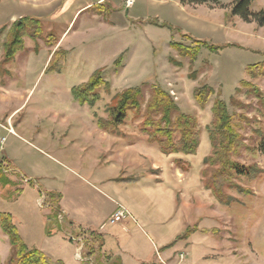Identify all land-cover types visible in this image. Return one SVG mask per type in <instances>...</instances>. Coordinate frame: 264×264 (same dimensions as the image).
<instances>
[{
    "label": "rangeland",
    "instance_id": "rangeland-1",
    "mask_svg": "<svg viewBox=\"0 0 264 264\" xmlns=\"http://www.w3.org/2000/svg\"><path fill=\"white\" fill-rule=\"evenodd\" d=\"M129 1H133L131 6L128 0H109L99 6L102 16L110 20L107 28L81 23L71 26L62 47L68 52L67 60L59 73L49 70L39 77L47 53L42 47L33 52L37 44L30 38L27 45L31 49L19 52L2 68L9 73L0 72V87L11 103L0 104V169L17 185L0 187V213L12 215L24 242L39 249L48 236L45 194L49 191L65 194L69 201L77 197L95 203L103 218L119 202L130 210V218L100 229L105 230L106 248L115 253L120 244L133 239V247L138 248L134 257L149 262L264 264V180L241 178L238 183L252 194L229 191L237 201L225 206L205 189L202 176L204 159L212 150L208 136L212 107L219 97L231 113L241 112L233 98L249 107L244 112L254 122L243 133L248 151L243 150L238 160L264 169V118L257 100L246 89L238 92L241 82L248 79L247 67L264 62L263 27L228 17L234 0H219L221 6L189 7L187 12L177 0ZM263 9L264 0L252 6L254 12ZM9 16L0 14V25ZM199 21L203 26L198 28ZM7 25L0 34V62L3 42L12 28ZM68 26L46 27L44 32L59 37ZM185 36L206 45L195 61L181 57L170 46L191 47L192 41ZM98 70H103L111 92L102 93L94 106H82L74 100L72 89L87 83ZM23 71L33 72L24 76ZM256 83L264 93V81ZM205 85L212 87L215 95L202 109L194 99V90ZM153 87L170 93L182 113L197 117L202 137L195 155L162 154L141 134L142 121L132 118L120 128L122 136L108 134L101 139L98 120L107 119L106 108L112 98L126 89L142 88L148 100ZM16 108L19 110L10 116ZM127 144L133 147L127 149ZM126 150L131 152L124 164L119 154ZM176 160L183 161L181 167ZM154 163L161 166L155 174L151 170ZM173 167L181 173H175ZM17 188L23 190L12 198ZM77 227L84 230L85 237L78 238L85 242L93 230ZM8 239L0 229V264L10 255ZM168 249L172 257L166 260L163 253ZM107 256L111 255L100 254L97 263L88 259L92 264H121ZM122 257L126 260L130 255Z\"/></svg>",
    "mask_w": 264,
    "mask_h": 264
},
{
    "label": "trees",
    "instance_id": "trees-1",
    "mask_svg": "<svg viewBox=\"0 0 264 264\" xmlns=\"http://www.w3.org/2000/svg\"><path fill=\"white\" fill-rule=\"evenodd\" d=\"M182 6L215 5L221 6L219 0H177ZM258 0H234L230 6L228 17H238L247 23H256L264 27V9L259 12L252 10L253 4ZM4 30V29H3ZM2 30V31H3ZM0 31V34L3 33ZM44 26L39 20L24 18L15 23L4 43V56L0 62V72L5 75L7 69H2L15 60L19 52L26 50V37L37 43L34 52L40 51L39 40H43L48 48H55L59 39L53 32L45 34ZM191 47H185L179 43H171L170 46L183 58L195 61L204 45L201 41L192 40ZM217 51L214 47H209ZM67 60V53L57 50L49 65V70L60 72ZM178 67L181 63L171 60ZM119 60L116 61V64ZM248 79L243 80L238 92L246 89L250 96L257 100L260 108L259 114L264 118V93L256 83L264 81V62L251 65L246 69ZM195 79V77H192ZM111 86L104 78L103 70L96 71L90 80L72 89V96L80 105H96L102 93H110ZM215 91L212 87L205 85L194 90L196 103L204 109ZM233 103L241 109V112L231 113L228 105L219 98L214 101L212 107L213 121L208 129V136L211 144V154L204 159L205 169L202 171L203 185L210 191L216 200L225 206H230L237 199L228 194L235 191L239 194H252L250 189L242 187L238 180L247 178L250 180H264V169L258 164L244 165L238 158L242 151H248V145L243 135L244 131L253 125L251 119L244 110L249 107L232 99ZM107 119H99L98 127L101 131L114 136H122L120 128L127 124L132 118L141 120L140 132L147 138L148 144L155 145L164 155L182 154L185 156L195 155L201 145L202 132L199 128V121L194 115H187L181 112L174 97L161 87H153L148 100L142 88H130L117 93L106 108ZM264 152V143L261 146ZM182 160H176V165L181 167ZM32 183V182H31ZM17 185L11 178L0 169V187ZM23 188H17L12 193V198H17ZM46 195L45 204L49 208L47 234L62 233L68 236L81 237L85 234L80 227L72 221L66 220L61 209L62 195L56 192H49ZM0 229L9 238L11 245L10 255L5 264H64L61 261H52L41 250L31 249L19 234L12 215L0 213ZM192 231L189 229L188 232ZM79 232L78 234H75ZM85 237V236H83ZM104 246V236L96 231H90L85 238L83 256L100 260V254ZM111 256H107L110 261Z\"/></svg>",
    "mask_w": 264,
    "mask_h": 264
},
{
    "label": "crops",
    "instance_id": "crops-1",
    "mask_svg": "<svg viewBox=\"0 0 264 264\" xmlns=\"http://www.w3.org/2000/svg\"><path fill=\"white\" fill-rule=\"evenodd\" d=\"M108 2L109 0H0V14H4V13L10 14L9 18L5 20L7 22H2V24L0 25V31H2L3 29L5 30L6 27L9 26L7 24H12L13 26L15 23L19 22L24 18L39 20L41 24L44 26V29H46L47 27V29L50 30L54 29V27H57V25H69L68 28L65 30V32L62 34V36L58 37L56 35L57 38L59 39V43L55 48H48L46 45H44L45 44L44 41L43 42L41 40L38 41L40 48L42 47V49H44L47 53L46 63L44 64L43 68L39 72H37L40 77L44 74H47V72L49 71V65L52 60L53 54L57 50L60 49L63 50L62 48L63 43L69 37L67 33L72 25H78L79 23H81V25H100L106 28L109 26L110 20L102 16V12H100V9L102 8H99V6H104ZM180 6L184 12H187V10L189 9V6H182L181 4ZM201 25L202 24L200 23V21L199 23L196 24L198 28ZM182 27L183 29L185 28L188 29L186 26H182ZM9 28H11V26ZM193 28L195 27L193 26ZM185 30L184 32L186 33L187 31ZM28 40H29L28 37L24 39L25 47L27 51L31 49V47L27 45ZM4 43L5 41L3 42V45ZM34 44L36 45L37 43L34 42ZM65 52L68 55V52L67 51ZM30 55H27V57H29ZM3 56L4 53L1 56L2 60H3ZM33 60L34 59H32V61ZM32 72L33 71H30L28 73L27 71L25 72L23 71L22 74H24L25 76V74H32ZM5 92L6 91L4 90V88L0 87V104H4L5 102L11 103V101L6 98L4 94ZM20 97L22 98V95ZM18 110L19 108H16L10 116H14ZM1 127L2 124H0V128ZM101 132H103L101 139L105 140L106 138H108V133L104 131ZM131 147H133L132 144H127L126 146L127 149H130ZM129 152L131 151L126 150L119 154V159L124 164L127 163L126 157L128 156ZM16 167L17 169H19V171H21V173L23 172L18 165ZM126 167H129V165H127ZM173 168L175 173H181L179 169L175 167ZM151 170H153V173L155 174L156 172L154 171L156 170L161 171V166L154 163ZM162 175L163 176L165 175L164 171L161 174V177ZM49 192H53V191H49ZM38 200L40 201L41 198H39ZM115 204L116 207L113 209V211L110 214H108L107 217L103 218V216H98L97 214L98 208L96 207L97 205L95 203H91L89 201H86L85 203V199L77 198V197H74L71 201H69V199L66 198L65 194H63L61 200V207L63 210L62 213L64 217L69 218L77 226H81L87 229L89 228L93 231L99 230V233H102L103 236L105 235V230L101 231L100 230L101 227H103L104 225L107 226L106 224L108 223V220L115 213V211L118 208V205H121L119 202ZM102 219L105 220L103 221ZM125 225L126 223L122 225L124 229H126ZM74 238L77 239L78 237L77 236L74 237L70 233H68V236H64L62 233H54L53 235L46 236L44 238V242L39 248V250H41L49 259L55 262L61 261L64 264H92V262H90L88 258H85L83 256V248L85 244L84 239L80 238V240H82L83 242L79 244L76 241H74ZM132 240L133 239L126 240L123 246L122 244H120V249L115 253L112 250L106 248L107 244L104 238V246L102 249V253L106 255H111L112 260H117V261L119 260L121 264H161L159 262V259L158 261L155 260L153 262L152 261L149 262L135 258L134 257L136 253L135 249L138 250V248L133 247ZM154 247L156 248V244L153 243V249ZM10 249H11V245H10ZM169 251H170L169 249L164 250L163 258L166 260L172 257V254H170ZM78 253L80 254L82 253L81 258L77 257ZM122 254H128L130 255V257H127V259L124 260L122 259L123 258Z\"/></svg>",
    "mask_w": 264,
    "mask_h": 264
},
{
    "label": "built area",
    "instance_id": "built-area-1",
    "mask_svg": "<svg viewBox=\"0 0 264 264\" xmlns=\"http://www.w3.org/2000/svg\"><path fill=\"white\" fill-rule=\"evenodd\" d=\"M128 5H132L133 4V1H129L128 0ZM43 200V199H42ZM42 200H40V205L43 206L41 203H42ZM130 217V213L129 211H127L122 205H118V208L117 210L115 211V213L112 215V217L108 220V224H111V225H116L117 223L119 222H122L124 220H127L128 218ZM74 241H79L80 244L82 243V240L80 239H75L74 238ZM77 257L81 258V254L78 253L77 254ZM160 258V256H159ZM183 260V256L181 257V261ZM160 263H163L165 264V262H161V259H159Z\"/></svg>",
    "mask_w": 264,
    "mask_h": 264
},
{
    "label": "bare ground",
    "instance_id": "bare-ground-1",
    "mask_svg": "<svg viewBox=\"0 0 264 264\" xmlns=\"http://www.w3.org/2000/svg\"><path fill=\"white\" fill-rule=\"evenodd\" d=\"M130 218V217H129Z\"/></svg>",
    "mask_w": 264,
    "mask_h": 264
}]
</instances>
